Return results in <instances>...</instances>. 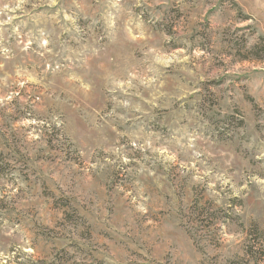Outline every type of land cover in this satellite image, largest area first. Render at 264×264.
<instances>
[{"label": "rangeland", "instance_id": "obj_1", "mask_svg": "<svg viewBox=\"0 0 264 264\" xmlns=\"http://www.w3.org/2000/svg\"><path fill=\"white\" fill-rule=\"evenodd\" d=\"M0 264H264V0H0Z\"/></svg>", "mask_w": 264, "mask_h": 264}, {"label": "trees", "instance_id": "obj_2", "mask_svg": "<svg viewBox=\"0 0 264 264\" xmlns=\"http://www.w3.org/2000/svg\"><path fill=\"white\" fill-rule=\"evenodd\" d=\"M257 47V46H256ZM256 47L254 49H256Z\"/></svg>", "mask_w": 264, "mask_h": 264}]
</instances>
